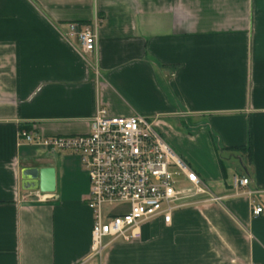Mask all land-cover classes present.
I'll return each mask as SVG.
<instances>
[{"label": "crops", "instance_id": "1", "mask_svg": "<svg viewBox=\"0 0 264 264\" xmlns=\"http://www.w3.org/2000/svg\"><path fill=\"white\" fill-rule=\"evenodd\" d=\"M94 20L97 76L62 37L64 22ZM97 107L148 118L222 197L151 218L102 264H264V0H0V264L88 255L79 154L22 143L19 131L83 134ZM23 167L41 172L42 200H21ZM233 175L250 195L235 194Z\"/></svg>", "mask_w": 264, "mask_h": 264}, {"label": "built area", "instance_id": "2", "mask_svg": "<svg viewBox=\"0 0 264 264\" xmlns=\"http://www.w3.org/2000/svg\"><path fill=\"white\" fill-rule=\"evenodd\" d=\"M62 37L76 40L79 51L91 58L96 76V42L98 21H67ZM22 143L49 151L76 152L89 180L87 206L92 212L91 244L88 255L79 264H102L103 255L113 241L140 239L141 226L151 218L162 216L169 223L174 209L222 197L212 194L202 178L171 150L145 116H115L97 107L83 134L44 135L23 128ZM235 194L250 195L245 190L247 177L232 176ZM38 191L27 190L23 202L40 201ZM263 209L252 201L251 215Z\"/></svg>", "mask_w": 264, "mask_h": 264}, {"label": "water", "instance_id": "3", "mask_svg": "<svg viewBox=\"0 0 264 264\" xmlns=\"http://www.w3.org/2000/svg\"><path fill=\"white\" fill-rule=\"evenodd\" d=\"M41 172L35 167H23L20 170L21 187L24 190H35L41 188L42 183H39L38 177Z\"/></svg>", "mask_w": 264, "mask_h": 264}, {"label": "trees", "instance_id": "4", "mask_svg": "<svg viewBox=\"0 0 264 264\" xmlns=\"http://www.w3.org/2000/svg\"><path fill=\"white\" fill-rule=\"evenodd\" d=\"M236 149H239V150L243 151V150H244V147H243V146H240V147H238V148H236ZM245 149H246V150L249 149V146H246Z\"/></svg>", "mask_w": 264, "mask_h": 264}, {"label": "rangeland", "instance_id": "5", "mask_svg": "<svg viewBox=\"0 0 264 264\" xmlns=\"http://www.w3.org/2000/svg\"><path fill=\"white\" fill-rule=\"evenodd\" d=\"M173 149V148H172ZM175 151V150H174ZM176 152V151H175ZM177 153V152H176Z\"/></svg>", "mask_w": 264, "mask_h": 264}]
</instances>
